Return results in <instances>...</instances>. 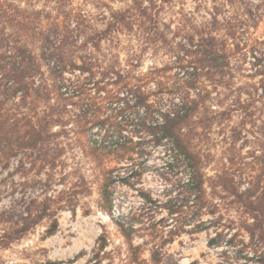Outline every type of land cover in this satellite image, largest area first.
<instances>
[{
	"label": "rangeland",
	"instance_id": "obj_1",
	"mask_svg": "<svg viewBox=\"0 0 264 264\" xmlns=\"http://www.w3.org/2000/svg\"><path fill=\"white\" fill-rule=\"evenodd\" d=\"M228 1L169 0L160 4L153 27L164 32L163 39H159L149 34L150 24L139 26L136 22L101 38L100 33L108 28L113 13L131 8L134 0H0V7L7 12L0 21V33L4 40L20 41L39 55L40 43L33 36V29L59 28L65 33L70 29L81 39L77 48L69 46L65 52L85 51L79 56L85 57L94 69L107 63L123 68H132L134 64L137 72L143 73L171 64L174 51L183 49L181 44L187 43L215 9ZM234 2L235 7L225 9L222 16L229 14V10L248 13L252 28L246 39L264 40V0ZM86 40L90 44L80 49ZM243 53L246 54L243 60L234 58L232 67L237 72L231 85L212 88L213 99L186 129L189 145L201 163L207 198L206 209L194 216L192 210L171 215L166 209H158V205H145L141 196L142 191L150 192L159 204L167 203L176 209L187 202L184 166L172 163L174 155L167 153L165 147L137 160L138 164L142 163V174L132 178L130 184L120 179L115 181L114 214L111 217L103 212L99 203L104 161L102 154H93L90 146L102 143L114 146V137L103 142V136L115 124L117 104L97 100L101 107L95 118L93 112L87 117L83 115L86 106L81 97L55 96L50 102L39 103V120L50 115L55 119L52 136L43 148L21 154L11 160L8 168H0V211H3L0 235L17 228L7 219L18 222L25 217L32 199H37V206L51 199L53 215L9 247H0V264L48 261L70 264L82 252L85 254L75 264H95L97 240L104 233L109 238L106 250L109 257H114L116 264H131L129 247L116 225L122 216L134 218L138 230L135 244L141 246L145 264H155L153 253L158 249L162 253L161 264H262L264 222H257L245 201L238 197L249 190L261 194L264 188V102L255 96L250 98V93L255 94L254 85L263 76L256 77L250 50ZM44 71H48L46 66ZM180 72L173 69L168 74L169 81L174 83ZM77 76L83 81L91 77L80 71L66 74L74 80ZM100 79L98 74L97 80ZM88 88L93 95L98 93L94 83ZM104 120L105 127L97 124ZM135 131L136 126L130 125L125 135H133ZM132 165L131 161L121 162L118 165L121 170L114 173L115 179L120 175L128 177ZM55 221L59 227L50 236ZM159 221L163 225L159 228L160 237L153 229ZM199 229L204 230L194 233ZM213 239L219 243L211 244ZM108 263V258L102 261Z\"/></svg>",
	"mask_w": 264,
	"mask_h": 264
},
{
	"label": "trees",
	"instance_id": "obj_2",
	"mask_svg": "<svg viewBox=\"0 0 264 264\" xmlns=\"http://www.w3.org/2000/svg\"><path fill=\"white\" fill-rule=\"evenodd\" d=\"M168 1L134 0L131 8L113 13L108 28L100 33L101 38H106L114 29L118 30L130 22H136L134 24L139 26L150 24L149 34L163 39L164 32L159 28L153 30V27L158 20L160 4ZM234 1L229 0L221 8L217 7L211 18L197 29L187 43L181 44L183 49L174 51V61L171 64L143 73L137 72L134 64L132 68H123L107 63L105 67L101 65L94 69L92 64L85 61V57L79 56L80 52L85 51L65 52L69 46L77 48L81 39L80 35H75L70 29L66 33L60 32L59 28L33 29V36L40 43L39 55L20 41L14 43L4 40L0 33V168H8L11 160L21 154L43 148L51 138L50 132L55 119L50 115L39 120V103L50 102L55 96L81 97L86 106L83 107V115L87 117L93 112L95 118H98L101 105L96 101L101 99L111 105L117 104L114 109L115 124L110 125L103 136V142L114 137V146L107 147L103 143L90 146L92 153L102 154L101 160L104 161L103 181L100 186L101 210L112 217L117 204L113 190L115 181L120 179L130 184L132 178L142 174V163L138 164L137 160H143L153 150L165 147L167 153L174 155L172 163L184 166L187 176L184 180L187 202L176 209L167 203L159 204L150 192L142 191L145 205H158V209H166L171 215L184 214L188 210H192L193 216L203 212L207 206L205 178L200 160L189 145L186 129L213 99L212 88L231 85L234 73L237 72L232 67L234 58L243 60L246 57L243 51L250 50L253 55L256 77L263 76L259 84L254 85L255 94L250 93V98L255 96V99L258 97L259 101L264 102V40L246 39L252 28L248 13L237 14L229 10V14L222 16L225 9L235 7ZM6 14L0 7V21ZM89 44L90 40L84 41L80 49ZM44 66L48 71H44ZM176 68L181 72L176 75L177 80L171 83L168 74ZM77 71L81 74L89 73L91 77L84 81L78 76L75 80L66 77L67 73L74 75ZM98 74L101 75L100 80H97ZM92 83L98 87L95 95L88 88ZM102 91H105L104 96L101 95ZM28 107L24 112L23 108ZM249 107L250 105L245 108ZM97 124L105 127L106 121ZM130 125H135L137 131L126 136L125 131ZM124 160L133 163L130 175H120L115 179L114 173L121 170L118 165ZM258 194L257 190H249L245 194H238V197L245 201L247 210L257 222H264V188ZM49 202L51 199H46L37 206V199H32L24 213L25 217L18 222L7 219V222H13L17 228L0 235V247H9L46 217L52 216ZM133 220L134 218L127 219L122 216L116 221V225L129 247L130 263L145 264L146 260L141 255L142 248L135 244L138 230ZM0 223L3 224V211H0ZM161 223L162 221L154 223L153 229L157 230V234L159 228L163 227ZM58 227L59 222L55 221L49 235H54ZM203 230H194V233ZM157 236L160 237V234ZM218 243L217 239L211 241L213 245ZM97 245L95 264H102L107 258L108 264H116V259L109 257L106 251L109 247L106 233L99 237ZM84 254L80 253L69 263L75 264ZM153 261L155 264L162 263L159 249L154 251ZM46 264L61 263L48 261Z\"/></svg>",
	"mask_w": 264,
	"mask_h": 264
}]
</instances>
